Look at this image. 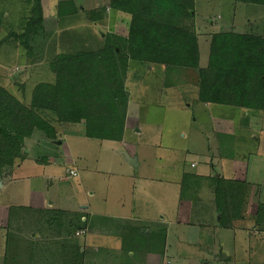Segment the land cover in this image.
<instances>
[{
    "label": "rangeland",
    "instance_id": "374dc122",
    "mask_svg": "<svg viewBox=\"0 0 264 264\" xmlns=\"http://www.w3.org/2000/svg\"><path fill=\"white\" fill-rule=\"evenodd\" d=\"M59 1L41 0L44 32L30 40L32 51L27 52L14 40L4 41L20 28L24 0H0V85L27 105L36 86L54 82L51 63L57 56L98 51L105 46V35L128 36V15H113L106 7L103 20H88L85 12L59 20ZM191 20L202 69L213 35L234 31L264 37L261 6L195 0ZM125 84L132 106L122 144L86 138L81 127L58 124L53 115L46 116L58 131L56 140L38 131L25 140V160L0 177V264H61L66 254L75 258L74 251L65 250L67 243L78 246L83 239L75 236V216L87 204L107 217L108 196L100 192L109 187L111 172L120 181V198L134 204L132 223L138 217L157 222L144 227L149 235L131 233L135 243L128 247L135 257L130 264H147L149 252L161 255L166 238L174 264H264V183L258 181L259 176L264 179V110L246 117L235 108L201 103L192 69L164 71L133 63ZM126 155L137 157V168ZM70 170L78 176L66 180ZM32 190H48L44 209ZM52 203L54 208L48 209ZM226 206L230 211L221 218L219 207ZM94 221L111 232L105 233L107 240L114 232L118 236L116 223L100 216ZM48 233H61L64 241L44 243ZM105 252L98 254L97 264L108 263ZM87 254L85 264H91L95 256L90 250Z\"/></svg>",
    "mask_w": 264,
    "mask_h": 264
},
{
    "label": "trees",
    "instance_id": "16d2710c",
    "mask_svg": "<svg viewBox=\"0 0 264 264\" xmlns=\"http://www.w3.org/2000/svg\"><path fill=\"white\" fill-rule=\"evenodd\" d=\"M228 1L264 7V0ZM21 6L20 28L4 41L14 40L30 52V40L44 32L41 0H24ZM106 7L113 15L130 17L127 38L105 35V46L98 51L57 56L51 63L54 82L36 86L28 105L0 85V177L25 160V140L35 132L57 139L58 131L46 115L55 116L58 124L78 125L86 138L122 142L130 102L125 83L133 63L196 71L203 104L248 114L264 110V37L234 31L213 35L208 64L202 69L199 38L191 22L195 0H60L57 10L59 20L85 12L88 20L96 21L106 16ZM229 211L228 206L219 207L221 218Z\"/></svg>",
    "mask_w": 264,
    "mask_h": 264
},
{
    "label": "crops",
    "instance_id": "0c3cea01",
    "mask_svg": "<svg viewBox=\"0 0 264 264\" xmlns=\"http://www.w3.org/2000/svg\"><path fill=\"white\" fill-rule=\"evenodd\" d=\"M122 38H124V37H122ZM164 71H167V70L164 69ZM197 95H198V89H197ZM131 106L132 105H131V100H130L129 105H128V113H129ZM226 108H229V107H226ZM238 110H241L240 114H244V116H246V117L251 116V114H248L245 110H242V109H238ZM128 113H127L126 121H128V119H129ZM221 123H224V122L222 121ZM220 127H221V129H223L225 131L224 125L220 124ZM127 131H128V129H127V125H126L125 135L127 134ZM124 139H125V136H124ZM252 139H253V137H252ZM253 140L255 141L256 139H253ZM123 142H124V140L122 142H119V143L118 142H113V143L122 144ZM128 157L132 159L133 156H130V155L127 156L126 155V158H128ZM135 158L137 159V157H135ZM127 161H128V159H127ZM128 163H129V161H128ZM238 163L239 162H237L236 164L239 167ZM130 166L133 168H137L138 163H137V167H134L131 164H130ZM247 171H248V169H247ZM71 172H74L76 174V176L72 177L70 175ZM77 176L78 175H77V172L75 170H70L68 172V177L66 178V180H69L70 178H77ZM111 176H112V177H110L111 181H108L109 187H107V185H106L105 189H108L109 193H112V195L110 194V197H109V193L105 194L104 193L105 189L100 192V194H101L100 196H108L107 198L104 197V201L109 203V207L107 208L108 213L106 214L107 217L102 216V215H105L103 213L99 214L98 212L93 211L91 206L87 205V204H86V206H83V207L81 206V208H79V210L77 212L78 215L75 216V218H76L75 224H73L72 227H74L76 225L75 227L77 228V231L75 232V236L79 237V238L83 237V239H81L80 244H78V246L65 243L66 244L65 250L74 251L76 253V257L72 258L71 254L70 255L66 254L64 257H62L61 264H85L86 260H87L86 258L88 256L87 250H90L91 254H93L95 256L94 260L91 262V264H97L96 258L98 256V254H100V251H106L105 254H102V256L105 258V260H107L108 263L104 262V264H130L129 260L131 258L135 257V252L133 254L132 249H130L128 247L129 245L131 247L134 246L133 243H135L134 236H131V233H133V234L136 233L140 236L146 235V234L149 235L151 233V231L149 230L146 233L144 227L145 226L151 227L152 225L157 224V222H153V220H151V219L140 218V217L135 218V224L132 223L133 218L131 217V215H132L133 210H134V204L133 203L127 204L125 202V200L120 198V193L116 192L118 189L117 184H119L120 181L117 180L118 177L116 178V176H117L116 173L113 174L111 172ZM186 176H188V175H186ZM217 177H219V176H217ZM261 177H263V176H259L260 180L258 179L260 186H261V183H264V179H261ZM237 180L240 181V179H237ZM246 180L248 181V179H246ZM109 188H113V190H110ZM47 191L48 190H45V191H43V190L33 191L32 190V197L33 198H36L37 192L39 194L38 198H37L40 201L39 202L40 204H38V207H40L39 209H44V207H41V206H44V205H42L43 204V197L46 196ZM87 194L89 196H91L90 198H94V196H95L94 193L87 192ZM52 207H53V203L51 205H49L48 209H53L54 207L53 208ZM99 216L102 217L103 220H108L110 225H112V222H113L119 226L120 232L117 233V235H118L117 237H116V234L114 232V238H111L112 237L111 236L110 237L111 239L107 240L108 236H106L105 233H108V232H106V230H105L106 227L105 228L100 227L99 225L95 226L94 220L95 219L97 220V217H99ZM166 222H167L166 219L162 216L161 223L163 224ZM140 223H145V225L142 227L139 225ZM78 225H80L81 228L78 227ZM81 225H84V226H81ZM105 225H106V223H105ZM110 233L111 232L109 231L108 234L111 235ZM67 234H69V233H67ZM43 235H44V238L42 237V239H43L44 243H49V242L51 243V240L64 241L63 234H61V233H60V235H57L54 233L52 235H51V233L43 234ZM33 237H34V234H33ZM87 237H89V238L87 239ZM103 237H106V238L104 240H102ZM37 239L39 241L41 239V236L38 235ZM99 241H101L102 243L101 242L99 243ZM126 242L129 244H126ZM162 245H163V251H161L162 252L161 255H157V254L155 255L153 252L147 253L148 254L146 257V261H147L146 263L147 264H155L154 261H157L158 264H169L168 261H170L171 264H174L175 258H173L171 255H169V253L167 252V251L171 250L170 246H169V241H167V238H166V240H164V243ZM151 249H153V248L151 247ZM77 251L79 252V256H77V254H78ZM150 260H153L152 263H150V262L148 263V261H150Z\"/></svg>",
    "mask_w": 264,
    "mask_h": 264
},
{
    "label": "water",
    "instance_id": "95a60500",
    "mask_svg": "<svg viewBox=\"0 0 264 264\" xmlns=\"http://www.w3.org/2000/svg\"><path fill=\"white\" fill-rule=\"evenodd\" d=\"M58 144H60V143H58ZM128 159V161H129V163L132 165V166H134V167H137V159L136 158H127Z\"/></svg>",
    "mask_w": 264,
    "mask_h": 264
},
{
    "label": "built area",
    "instance_id": "2783aa9c",
    "mask_svg": "<svg viewBox=\"0 0 264 264\" xmlns=\"http://www.w3.org/2000/svg\"><path fill=\"white\" fill-rule=\"evenodd\" d=\"M70 175H71L72 177H75V176H76V174H75L74 172H71Z\"/></svg>",
    "mask_w": 264,
    "mask_h": 264
}]
</instances>
